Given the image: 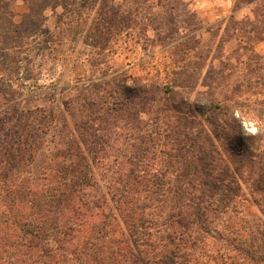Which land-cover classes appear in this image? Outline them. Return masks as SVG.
I'll list each match as a JSON object with an SVG mask.
<instances>
[{
    "label": "rangeland",
    "instance_id": "obj_1",
    "mask_svg": "<svg viewBox=\"0 0 264 264\" xmlns=\"http://www.w3.org/2000/svg\"><path fill=\"white\" fill-rule=\"evenodd\" d=\"M6 1L0 12L21 22L29 1ZM64 1L51 0L40 14L39 31L0 55V210L27 207L47 225L62 217L66 167L76 171L72 183L81 195L83 169L91 175L84 197L103 193L126 140L119 139L122 148L96 160L82 144L83 135H89L77 123L87 110L82 96L110 103L106 81L114 77L150 78L170 89L171 83L182 84L183 72L182 77H193L187 84L214 92L222 104L246 103L236 106L234 115L264 139V0H230L231 12L211 21L198 4L203 0ZM147 110L144 133L156 125L155 106ZM245 191L252 205H239L225 218L231 217L246 242L254 238L257 245L264 214ZM227 222L221 220L217 229L225 230ZM208 248L198 264H241L236 250L220 240L212 239Z\"/></svg>",
    "mask_w": 264,
    "mask_h": 264
},
{
    "label": "trees",
    "instance_id": "obj_2",
    "mask_svg": "<svg viewBox=\"0 0 264 264\" xmlns=\"http://www.w3.org/2000/svg\"><path fill=\"white\" fill-rule=\"evenodd\" d=\"M28 1L30 10L19 23L0 12V55L41 28L40 14L51 0ZM7 4L0 0L1 8ZM180 73L182 84L170 89L150 78L108 79V105L82 96L87 110L77 124L89 135L82 144L97 160L122 148L118 141L125 139L122 158L113 159L103 193L92 200L84 197L90 171L79 175L81 195L72 183L76 171L66 167L59 202L65 213L48 225L27 207L0 210V264H198L212 239L235 249L241 264H264V228L255 245L225 218L239 205H252L246 188L264 214V139L234 115L246 103L222 104ZM150 105L156 125L144 133L142 115ZM221 220L228 221L225 230L216 227Z\"/></svg>",
    "mask_w": 264,
    "mask_h": 264
},
{
    "label": "crops",
    "instance_id": "obj_3",
    "mask_svg": "<svg viewBox=\"0 0 264 264\" xmlns=\"http://www.w3.org/2000/svg\"><path fill=\"white\" fill-rule=\"evenodd\" d=\"M201 2L203 3L201 4ZM198 4L202 6L203 12L206 13V18L209 21L214 20L216 17H224L232 10L230 0H203L199 1Z\"/></svg>",
    "mask_w": 264,
    "mask_h": 264
}]
</instances>
